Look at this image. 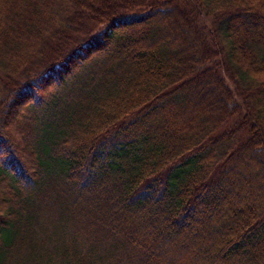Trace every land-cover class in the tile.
<instances>
[{
  "label": "trees",
  "instance_id": "trees-1",
  "mask_svg": "<svg viewBox=\"0 0 264 264\" xmlns=\"http://www.w3.org/2000/svg\"><path fill=\"white\" fill-rule=\"evenodd\" d=\"M0 187V264H264V0H0Z\"/></svg>",
  "mask_w": 264,
  "mask_h": 264
},
{
  "label": "rangeland",
  "instance_id": "rangeland-1",
  "mask_svg": "<svg viewBox=\"0 0 264 264\" xmlns=\"http://www.w3.org/2000/svg\"><path fill=\"white\" fill-rule=\"evenodd\" d=\"M0 191H1V194L4 193V192H6V191H4V189L2 187H0Z\"/></svg>",
  "mask_w": 264,
  "mask_h": 264
}]
</instances>
